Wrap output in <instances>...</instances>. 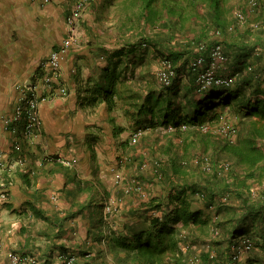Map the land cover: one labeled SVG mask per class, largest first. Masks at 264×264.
Masks as SVG:
<instances>
[{"label": "crops", "instance_id": "crops-1", "mask_svg": "<svg viewBox=\"0 0 264 264\" xmlns=\"http://www.w3.org/2000/svg\"><path fill=\"white\" fill-rule=\"evenodd\" d=\"M78 1L0 0V162L20 152L27 159L12 176L5 177L10 192L8 199L0 198V264H10L13 252H32L41 264H63L59 254L65 248L69 253L83 250L82 264H125L129 260L123 251L110 249L108 238L112 232H131L146 211V206L136 202L134 195L138 194L129 195L125 189L124 193V175L115 172L127 163H121L123 156L119 158V154L130 148L131 128L138 116L145 114H141V106L161 93L151 66L159 52H168L170 44L141 48L138 42L157 39L158 35L173 38L172 43L188 38L168 29L174 16L166 7L173 5L172 0L89 3L77 24L80 43L62 63L58 83L68 88V94L52 93L42 101V129L34 139L21 138L5 127L3 117L14 114L24 95L22 87L29 81H42L50 53L70 32L67 19ZM230 2L238 5L245 1ZM187 67L184 64L178 71L171 90H178L175 100L184 105L181 112L191 115L189 102L206 96L198 94L196 75ZM119 73L122 82H118L119 92L110 106L104 89L110 86L111 76ZM39 85L41 93H48L41 82ZM221 107L217 110L222 111ZM185 135L187 144L181 154L195 160L196 148L190 144L199 145L201 139L194 141L192 132ZM16 139L22 141V151L14 148ZM179 157L185 156H173ZM238 167L244 171L243 164L238 163ZM188 200L191 203L190 197ZM101 203L115 205V213L104 215L98 206ZM224 246L220 244L221 249Z\"/></svg>", "mask_w": 264, "mask_h": 264}, {"label": "trees", "instance_id": "trees-1", "mask_svg": "<svg viewBox=\"0 0 264 264\" xmlns=\"http://www.w3.org/2000/svg\"><path fill=\"white\" fill-rule=\"evenodd\" d=\"M183 1L187 4L184 3V5H180L178 0H172L173 5H169L166 8L169 14L174 16L172 25H169L168 29L171 30L173 34L180 31L188 35L187 43L183 45V47L177 44L173 45V38L158 35L157 39L142 38L140 42H138L141 48H147L148 44L149 46L152 45L155 47L161 45L162 42H170L168 45V52H159L158 56L161 59H171L176 66L179 62L185 63L188 60L189 53L192 50L191 44L194 43L197 45L196 43L200 41H206L209 47L214 43H223L229 54H231L229 51L231 46L239 47L241 52H244V55L253 54V49H251L253 48V46H251L253 44L245 41L248 40V36L246 37L242 34L245 30L249 29L248 25L245 26L243 31H239V35L244 38V41L232 42L230 40L231 34H238L236 32L233 33V30H231V27L237 24V19L233 15L234 9L237 6H244L247 0H244V3L238 5L230 2L231 0ZM163 26H165V24H161V27ZM217 30L221 31V35L216 33ZM179 42L180 40L178 43ZM188 45L189 47H187ZM255 46L256 45H254V47ZM196 54L197 51L194 52L192 58L195 57ZM251 63H253L251 60L246 62L245 59L243 61L242 68H244V71H242V76L235 87L231 89L212 88L205 93L206 97L203 99H194L190 101V110L193 112L191 115H189V113H182L181 111L184 105L182 102L176 101L177 99L175 100L178 90L174 89V92L171 90L175 87V82L171 87H164L165 89L157 96V99L154 101H151L153 100L152 98L147 99L146 104L141 106V114L143 112H145V114L139 115V118L136 119L137 127H151L156 128L155 130L160 128L161 132L164 134L166 132L161 129V126L169 124L177 126L186 122L189 125H196L206 121L219 123L222 121V118L227 117L223 115L221 111L217 110V107L219 105L223 108L227 106L230 108L232 107L233 110L242 114L243 118L247 120V123L249 122L250 128L244 134L238 131V135L234 140L223 141L215 136V138H218V140H216L218 145L216 146L218 150L219 148L223 150L226 149V151L229 152L227 154L233 158L236 163L243 164L245 168L244 171L241 172V169L239 170L238 166L235 167L236 165L234 166L233 162L229 170L224 169L223 165H216L212 172H206L210 177L208 180L209 185L207 184L204 189H199L197 185H200V183H196V185L195 183L187 182V184H184L185 186L179 185L177 187V189H179L178 192L175 195H171L169 198L170 208L165 210L162 209V214H160L161 212H155L153 216L144 221H140L135 229L132 228L133 230L127 234L115 235L116 233L112 232L113 234L108 238L109 247L112 251H123L125 254L124 258L128 259L131 263L137 264H190L189 258L195 254L201 255L202 264H218L230 253L236 241L245 234L251 235L260 246L264 247V196L262 190L260 191V195L255 197V199H252L250 194H245V188H251L250 185H247L249 180H257L258 172L261 173L260 178L264 176V123L259 127L257 119H253L254 117H259L264 120V65L260 68L253 63L254 70L249 71L247 67ZM233 65L235 67L239 66L236 65L234 59ZM121 74L122 73L111 76L110 86L104 89L106 99L110 106L115 104L114 95L119 92L116 86L119 81L122 82ZM59 87L60 84L55 83V88L47 89L48 93L45 92L43 95L48 98V95L52 93L58 94L60 93ZM40 106L39 113L41 115ZM229 120L236 125V122L231 119ZM188 132H192L195 136L201 134L198 129L191 127L187 133ZM210 136L214 137V135ZM210 136L206 135V138ZM203 139H205V136H203ZM210 140L215 141V139ZM211 157L215 163L219 162L223 164V161L227 160L218 159V153H216V156L211 154ZM162 166L163 164L161 165L163 173L164 170ZM172 166L175 167V171H179L181 169L179 166L182 165L180 163L176 165L174 162ZM164 175L163 173L161 178L156 177L155 179L164 180ZM229 178L231 179L230 181ZM213 185L216 188L212 187ZM234 187L236 193L239 194L244 201L242 205L243 212L241 213H238L237 210L231 206H223V204L226 203L223 201V197L233 192ZM189 190L192 193L199 194V196L204 194V196L201 197L207 200L209 207L216 206L217 203L215 198L218 196V200L220 201L218 202L217 209L218 218L209 222L208 215L203 214L204 209H193L188 200ZM249 192L251 193V191ZM141 205L146 206V212L152 214V211L161 210L163 197L152 196L148 199H144ZM101 207H104V204L101 203L99 208L101 209ZM101 212H103V210ZM37 214L46 218L45 214L41 211H38ZM104 215L101 213L100 220L103 223L105 222ZM214 224H219V226L223 228L222 237L224 236L223 241H225L227 248H220V252L218 249H215L217 256L212 259L210 256L211 248L204 250L202 253H197V241L190 240L193 231L189 233L186 238L182 236V231L188 229L192 230L195 227L204 230L207 226L211 230ZM97 239L100 240L101 238L97 237ZM94 241L97 240L94 239ZM183 242L189 245V249L186 251L182 250L181 244ZM214 242L217 245L220 244V240ZM210 245L214 248L217 246L215 244ZM61 252L69 253L67 248ZM82 254L83 250L73 264H82L80 262ZM247 257H249V255ZM255 262H257V259L252 257L249 258L246 264H256Z\"/></svg>", "mask_w": 264, "mask_h": 264}, {"label": "built area", "instance_id": "built-area-1", "mask_svg": "<svg viewBox=\"0 0 264 264\" xmlns=\"http://www.w3.org/2000/svg\"><path fill=\"white\" fill-rule=\"evenodd\" d=\"M48 2L50 0H44ZM93 0H79L73 8L71 14L68 16L67 22L70 26V32L64 39L62 45L54 49L47 60V72L44 74L41 82L46 89H54L55 83H58L62 75V63L65 55L69 53L75 46L80 43V35L78 31V21L82 18L83 13L89 3ZM264 8L262 0H247L244 6H237L234 9L233 15L237 19V24L231 27V30H236L237 27L249 26L253 30L264 31V19L251 21V16L256 14L261 16V11ZM217 34L221 35V31L217 30ZM197 54L189 61V68L196 75L197 92L205 94L212 88H224L231 89L236 86L240 77L241 71L233 65V58L231 54L227 52L223 43H214L209 47L206 41H200L196 43ZM255 55L261 54V49L254 50ZM247 70H254L253 63L249 64ZM178 71L176 65L171 59H162L161 67L158 70V80L163 87H171L177 78ZM39 82L29 81L22 87L24 95L21 98V102L18 103L13 115H5L3 117L5 127L14 133H19V137L26 139H34L42 129V118L39 113V106L47 96L43 95L40 91ZM68 88L65 85H60L59 92L62 95H66ZM22 124V125H20ZM191 128L198 129L201 134L214 135L223 141L234 140L238 135V127L227 118H222L219 123H212L209 121L202 122L196 125H189L184 122L180 125L169 124L161 126V129L170 134L178 135L177 140L184 142L187 131ZM178 132V133H177ZM146 134V128L137 127L131 131L129 135V143L137 144L142 136ZM14 148L17 151H22L23 145L20 139H16ZM132 155H125L122 157L121 163L131 161ZM183 164H188L186 159H183ZM27 163V159L24 154L20 152L17 157L8 159L7 161L0 162V198H9V185L6 180V175L12 176V173L18 166H24ZM197 165L204 172H212L216 165H223L224 169L229 170L232 166V162L224 160L222 163H215L210 154H201L196 158ZM155 176L161 178L163 173L161 170L162 162L154 160L152 163ZM141 168L147 169L150 165L146 160L140 162ZM128 193H136L144 196L145 185L138 180L137 177H131L124 187ZM262 194L264 196V183L262 186ZM204 196V194H201ZM228 200V195L223 197V201ZM105 214L110 216L115 213L116 207L111 203H106L104 206ZM218 215L216 218L217 219ZM222 228L219 224H214L211 227V233L214 237L220 236ZM189 232L187 230L182 231V236L186 238ZM182 250L189 249V245L185 242L181 244ZM210 256L214 259L217 256L214 247L209 245ZM259 248V244L251 235L241 236L236 243L232 246V250L227 254L224 260H221L218 264H241L243 259L246 258L249 253ZM59 258L63 264H73L77 256L73 253L60 252ZM190 264H202L201 255L195 254L189 258ZM10 264H41L40 259L34 253H20L13 252L11 255Z\"/></svg>", "mask_w": 264, "mask_h": 264}, {"label": "rangeland", "instance_id": "rangeland-1", "mask_svg": "<svg viewBox=\"0 0 264 264\" xmlns=\"http://www.w3.org/2000/svg\"><path fill=\"white\" fill-rule=\"evenodd\" d=\"M261 16L257 17L256 14L251 16V21H255V20H261L264 19V8L261 11ZM238 28V29H237ZM236 30L233 31V33H238V34H231L230 35V40L232 42L236 41V42H242L244 41V38L242 36L239 35V31H243L245 29V27H237ZM248 29V28H247ZM242 34H244L246 37L248 36V40H245L247 42H250L251 46H253V54H249V55H244V52L242 53L239 47H235V46H231L229 48V51L231 52V56L232 58L235 60L236 65H239L238 67H236L237 69H239V71H244V68H242L243 65V61L246 59L247 61H253L254 64L258 65L260 68L264 65V31L263 30H253L252 28L249 27L248 30H245ZM229 40V41H230ZM179 41V40H178ZM178 41L176 43H174L173 45H181L183 47V45H185L187 43L186 39L184 40H180V44L178 43ZM193 44V45H192ZM192 50L189 53V58L188 60L184 63V62H179L177 67V71L181 72V68L182 66L185 64V68L188 69V63L190 61V59L192 58L194 52L196 51V45L194 43H192ZM254 45H256L254 47ZM189 47V45L187 46ZM256 49H261V54L260 55H255L254 54V50ZM252 51V50H251ZM251 53V52H250ZM161 63H162V59L159 58V56H155V60H153L152 66H151V70L152 75H156L158 77V70L161 67ZM132 71V70H131ZM130 76V80H135L133 77V74H129ZM158 84V90L159 91H163V89H165L159 82V80L157 81ZM142 93H145V88H143L141 90ZM222 108L221 113L223 115H226V117L228 119H231L232 121L236 122V125L239 129V131L243 132V134L245 132L248 131V129L250 128L249 122L247 123L246 119L243 118L242 114H239L238 112H236L235 110L232 109V107H226V108ZM253 119H257V123L258 126L261 127L262 124L264 123V120L260 119L259 117H254ZM138 125L135 123V126L131 128V131L135 130L136 127ZM156 128H146V134H144L142 136V138L140 139V141L137 144L134 145H130L128 144V146L130 147L128 149V152L125 153H120L119 154V158H121L122 156H125V154H130L134 156V160L132 161H127V163H123V167H118L119 168V172H115V173H121L122 175H124V183L122 184V189L124 191V187H125V183L131 178V177H137L138 180L141 181L142 184L145 185V192L147 194V197L149 195L153 196H162L163 197V205L161 206V210H156V211H152V214L147 213L146 211L143 212V214H140L139 216V220L138 223L140 221H144L145 219H148L149 217L153 216L156 213H159L165 209L170 208V203H169V198L171 195H175L179 189H177V187L179 185H184L187 184V182L189 183H200V185H197L199 187V189H204V187L209 183V177L208 174H206V172H204L203 170H201V168L197 165L196 163V159L199 155L201 154H213L214 156H216V153H218V159H227L231 162H233V165L235 167L238 166V163H236L234 161L233 158H231L227 153L226 149H220L218 150V147L215 146V144H217L216 140H218V138H215L210 136V139H215V141H211L209 138H206V135L203 134H199L196 135L193 139L194 141H196L197 138H199L200 140V144L199 145H192L190 144L193 148L195 149V154H194V159L192 160L190 157L187 156V154H181V150L186 147V137L184 138V142H182L184 144V146L182 147L181 145H178L180 143H178V140H174L170 135H174L175 138L178 137V135L176 134H170V133H162L160 128L155 130ZM170 136V137H168ZM203 136H205V139H203ZM208 136V135H207ZM171 142L170 144H168V142ZM191 147V148H192ZM218 151V152H216ZM139 152V154L137 155V153ZM172 152L173 156H185V157H179V158H173L172 156ZM187 156V157H186ZM142 157V158H141ZM174 159V161H173ZM183 159H186L188 161V164H183ZM140 160V161H139ZM142 160H146L149 162V167L147 169H143L141 168L140 162ZM154 160H159L162 162L163 166V173L164 175V180L163 179H155L157 176H155L154 174V170H153V166L152 163ZM139 161V162H138ZM177 164H181L182 166L181 169L179 171H175V167L172 166L173 163ZM239 168V167H238ZM118 171V170H117ZM186 171V172H185ZM260 172H258V178L257 180H249L247 182V185H250V189L245 188V194L247 195L250 194L252 199H255V197H258L260 195V191L262 190V186L264 183V176H262L260 178ZM115 176V175H114ZM214 176V175H213ZM212 176V177H213ZM231 179L229 178V181ZM148 185H150L148 188ZM185 186V185H184ZM214 187V185L212 186ZM216 188V187H214ZM251 191V193L249 192ZM150 192V194H149ZM116 193V192H115ZM124 193H126L124 191ZM129 194V193H127ZM133 194V193H132ZM130 195V194H129ZM210 195V194H209ZM229 195L228 200L224 201L226 203L223 204V206H231L234 209L237 210L238 213L243 212V208L242 205L244 203L242 197L236 193V189L235 187L233 188V192L227 194ZM116 196H120L119 193H116ZM122 196V195H121ZM137 196V197H136ZM123 198L126 197L125 194H123L122 196ZM134 197L137 198L136 202L140 205L144 199H148L142 196H138V195H134ZM190 197L191 203H192V207L193 209H197L198 207H201L202 209H204L206 212V215H208L209 217V222H212L214 218L217 217V209H218V202H220L218 199V196L215 198L216 201V206L213 207H209L208 206V202L205 198L199 196V194L197 193H192L190 190L188 191V198ZM220 197V196H219ZM223 197V196H222ZM99 207L101 206V204L98 205ZM104 210V207H101L100 212ZM105 212V211H104ZM162 214V212L160 213ZM107 217H110L109 214H107ZM220 221V220H219ZM209 225V224H208ZM222 228V227H221ZM223 230V228H222ZM189 233H191L193 231V234L191 233V241H197V253H202L204 250H208L209 245L208 244H215L217 245L214 241L220 240V244L222 246H224L223 244L225 243V241L223 242L222 239V232L220 234V236L218 237H214L211 233L210 228L207 226L206 228H204V230H201L200 228H194L192 230L188 229L187 230ZM245 235H249V234H245ZM93 238V237H92ZM220 244L215 246V249H220ZM226 247V245L224 246V248ZM227 248V247H226ZM76 251L74 252L75 255L77 257L80 256V250L75 249ZM220 252V251H219ZM73 253V252H72ZM254 258L257 259V262H255L256 264H264V247L259 245V248L255 249L254 251H252L251 253H249V257H246L243 259L241 264H246L249 260V258ZM110 264H115L110 263ZM117 264H120L119 262ZM125 264H137V263H131L130 261L126 262Z\"/></svg>", "mask_w": 264, "mask_h": 264}]
</instances>
